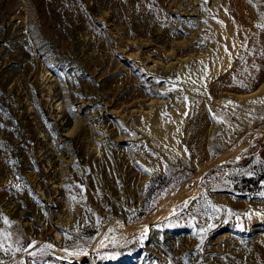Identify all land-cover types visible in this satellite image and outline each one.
I'll return each mask as SVG.
<instances>
[{
    "label": "rangeland",
    "instance_id": "rangeland-1",
    "mask_svg": "<svg viewBox=\"0 0 264 264\" xmlns=\"http://www.w3.org/2000/svg\"><path fill=\"white\" fill-rule=\"evenodd\" d=\"M262 13L0 0V264H264Z\"/></svg>",
    "mask_w": 264,
    "mask_h": 264
},
{
    "label": "bare ground",
    "instance_id": "bare-ground-1",
    "mask_svg": "<svg viewBox=\"0 0 264 264\" xmlns=\"http://www.w3.org/2000/svg\"><path fill=\"white\" fill-rule=\"evenodd\" d=\"M180 196V195H179ZM181 199V198H180ZM176 201V200H175ZM166 202V201H165ZM161 203H163V202H161ZM172 203V202H171ZM176 203V202H175ZM164 207H166V206H164ZM164 207H162V208H164ZM155 208V207H154ZM169 208V207H168ZM156 209H157V207H156ZM165 209V210H164ZM163 210L164 211H166V208H164ZM155 210V209H154ZM168 210V209H167ZM156 211V210H155ZM159 211H161L162 212V210H161V208H160V210ZM163 211V212H164ZM161 212H160V214H161ZM159 213V212H158ZM152 214H153V212H152ZM160 214H158V216L160 215ZM158 216H156L155 214H154V216H150L151 218H150V222H152V219L153 220H155V219H157V217ZM147 217V216H146ZM160 217V216H159ZM155 218V219H154ZM117 221V220H116ZM116 221H115V223H111L110 225H109V227H107V228H105V229H103L102 231H101V234L98 236L99 238H98V240H100V238H102L105 234H107V235H109L108 234V230L109 229H116L117 230V234L118 235H123L124 237H126V236H129V235H131V234H134V233H138V232H140L141 230H142V228H144V224H140L139 222V224H135L134 226H128V227H125V226H123L121 223H116ZM131 224V223H130ZM113 232V231H112ZM143 232V231H142ZM114 233V232H113ZM115 234V233H114ZM117 234H115V235H117ZM111 236V235H110ZM113 236V235H112ZM57 238V237H56ZM128 238V237H127ZM131 238V237H130ZM133 239V238H132ZM101 244V243H100ZM110 244H112V243H110ZM94 246V245H93ZM98 246V245H97ZM55 246H54V250H55ZM51 250H53V249H51ZM58 249H56L55 250V252L57 251ZM59 252V251H58ZM51 254V253H50ZM59 254V253H58ZM60 255V254H59ZM64 256H67V258H69V259H71L72 261L73 260H79V262H80V260L82 259V256L81 255H79V256H74V255H72V256H70V255H68L67 253H64L63 254Z\"/></svg>",
    "mask_w": 264,
    "mask_h": 264
},
{
    "label": "snow or ice",
    "instance_id": "snow-or-ice-1",
    "mask_svg": "<svg viewBox=\"0 0 264 264\" xmlns=\"http://www.w3.org/2000/svg\"><path fill=\"white\" fill-rule=\"evenodd\" d=\"M249 2H251V0H249ZM261 17H262V19H264V13L261 14ZM258 27L264 28V24H262V25H258ZM213 118L215 119V117H213ZM261 163H264V161H261ZM145 171H148V170L145 169ZM262 195H264V193H262ZM184 206H185V207L187 206V202H185V205H184ZM213 207H214V206H213ZM214 210H217V211H218V209H215V207H214ZM0 219H2L3 222H4L5 224H10V221L7 219V217H0ZM145 235H146V230H145ZM5 238H7V237H5ZM102 244H103V242H102ZM33 246H34V243L28 245L27 247H33ZM0 247H2V245H0ZM27 247H25V248H17L16 250H17V251H21V250L26 251V250H27ZM51 248H52V245H48V244L43 245L42 248H41V250H40V251H41V255H46V254H47V251H48L49 249H51ZM63 251H65L66 253H68V255H70V256H72V255H74V256L87 255V253L84 252L82 249H80V250H75V251H72V252H68V249L65 248ZM31 255L35 256L36 253L33 252V253H31ZM65 258H66V257H57L58 260H59V259H65ZM106 258H108V259H113L114 257H113V256H108V257H106ZM69 264H70V262H69Z\"/></svg>",
    "mask_w": 264,
    "mask_h": 264
},
{
    "label": "trees",
    "instance_id": "trees-1",
    "mask_svg": "<svg viewBox=\"0 0 264 264\" xmlns=\"http://www.w3.org/2000/svg\"><path fill=\"white\" fill-rule=\"evenodd\" d=\"M252 180V179H251Z\"/></svg>",
    "mask_w": 264,
    "mask_h": 264
}]
</instances>
